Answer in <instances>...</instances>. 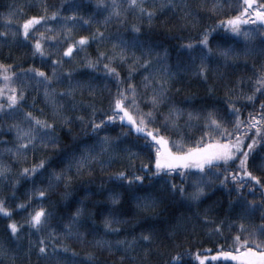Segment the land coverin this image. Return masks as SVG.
I'll list each match as a JSON object with an SVG mask.
<instances>
[{"label": "snow or ice", "instance_id": "snow-or-ice-1", "mask_svg": "<svg viewBox=\"0 0 264 264\" xmlns=\"http://www.w3.org/2000/svg\"><path fill=\"white\" fill-rule=\"evenodd\" d=\"M97 3L106 11L98 22L77 18L75 12L59 18V10L49 12L43 2L37 5L42 11L30 15H25L23 5L10 6L9 19L12 12L20 14L19 28L10 35L30 39L31 54L41 58L42 66L29 64L27 69L14 72L11 64L0 62V79L4 82L0 84V216L7 220L8 234V241L0 242V264L5 260L15 264L17 252L8 244L19 240L25 227L30 237L27 253L30 255L35 249L38 255L46 256L50 245L53 251L70 250L63 238L76 237L83 242L85 233L80 229L85 226L94 235V249L120 252L119 259H128L132 264H150L152 246L160 233L173 236L186 222L183 216L177 217L175 223H169L166 215L155 220L167 208L166 202L179 196L182 202L198 207L218 185L228 190L229 212L235 218L228 219L227 224L224 219H212L215 202L194 215L205 225H211L208 231L213 235L222 236L227 228L231 243L225 237V243L215 245V251L205 249L210 255L197 253L195 259L199 264H264V98L255 103L257 93L264 97V59L253 65L252 76L232 79L221 74L219 84L207 85L211 104L185 108L173 97V93L179 92L180 81L173 86L179 72L207 84L209 73L215 75L214 66L222 63L231 67L242 57L246 59L255 53L249 46L255 31L242 25H264V0H235L234 14H224L213 25L200 26L195 32L192 29L199 19L215 18L223 11L222 0ZM228 6H232L231 2ZM129 11L138 21L146 20L149 25L158 14L166 15L174 21L168 31L174 28L189 32L179 37L187 62L181 64L177 60L170 65L167 48L160 50L136 35L142 31L140 23L131 24L130 39L109 33L107 25L112 20L124 24ZM58 18L59 27L54 28L50 21ZM81 21L104 27L97 26L86 35L73 37L72 32ZM219 28L225 29V34L213 44L210 37ZM8 36V31H0V37ZM240 37L245 42L243 48L236 46ZM229 40L233 42L228 43ZM92 43L97 46L95 56L87 53ZM259 51L264 57V48ZM80 67L103 72L114 82L115 89H108L107 107L95 103L97 85L90 74L74 75ZM33 81L35 90L42 94L44 107L35 105V96L32 104H25V93ZM221 89L223 98L217 102L215 95ZM85 92L93 99L77 98V93L82 97ZM246 108L249 110L245 115ZM193 127L199 129V136L186 137L184 129ZM5 132L12 133L11 141L5 138ZM62 134L68 137L70 149ZM5 154L10 160L5 159ZM11 161L19 165L15 172ZM96 167L101 173L107 172L113 184L102 183L95 193L86 190L84 197L75 201L74 209L57 213L49 199L51 194L62 185L61 199L70 207L68 197L72 195L73 180L92 175ZM173 174H178L183 182H174ZM21 180L29 183L25 199L16 196ZM154 181H159L158 187ZM90 194H103L106 201L92 202L103 205L98 208L102 233L94 227L91 211L85 217L84 200ZM14 210L23 211L24 215L15 219ZM129 219L141 230L121 237V225ZM54 220L58 226L62 224L60 231L53 227ZM32 235L38 238L33 241ZM57 238H61V243H55ZM141 248L143 255L138 261L134 253ZM85 256L88 264H95V251Z\"/></svg>", "mask_w": 264, "mask_h": 264}, {"label": "trees", "instance_id": "trees-1", "mask_svg": "<svg viewBox=\"0 0 264 264\" xmlns=\"http://www.w3.org/2000/svg\"><path fill=\"white\" fill-rule=\"evenodd\" d=\"M46 3L48 6L49 12L54 10H59L60 17H67L71 13L75 12L77 14V18L83 17L85 19H89L93 22L101 21L106 15V11L102 6L98 5L97 0H0V31H8L9 36L7 38L0 37V62L11 64L12 71L18 72L19 69H27L29 64L34 66H42V61L39 56H32V48H31V40H25L22 35L18 34L15 38H13L10 33L12 31H16L19 28L18 19L20 17L19 13L12 12L11 19L8 18L10 12V6L15 8L17 4L23 5L25 7V15L37 14L42 11L41 8L37 7V5L41 3ZM229 2H231V7L228 6ZM222 3L225 4L223 11L218 14L215 18H209L204 16L199 19V23L195 29H192V32H195L199 29L200 26L203 25H213L216 19H220L224 14H234L236 10L235 0H222ZM52 20L50 23L54 28L59 27L58 20ZM125 23L118 24L115 20H112L107 25V31L113 36H122L124 39H130L133 35L131 30L132 23H140L142 27V31L139 34H136L140 40L151 43L153 46L158 47L160 50L167 48L168 50V63L170 65H175L176 61L179 60L181 64L187 62L186 55L184 50L181 49L180 45L182 41L180 40V36H187L189 32H179L176 29H172L168 31V27L170 23H174L170 17L166 15L158 14V18L153 21L151 25L148 24L146 20L138 21L134 14L129 11L126 15ZM104 27V25H99L97 23H89L87 25L83 24L81 21L79 25L73 30V37L78 35H86L95 27ZM243 28L246 26H242ZM249 30L255 31L254 39L249 42V46L255 49V53L253 55L248 56L246 59L241 58L235 62L231 67H227L222 63L219 66H214L213 71L209 73V80L207 84L198 81L197 77L186 75L183 72H179L178 75L174 78L173 86L175 87V81H180L179 84V92L173 93V97L177 104L181 107L185 108H199L204 105L211 104L210 94L207 92V85L217 83L220 81L218 77L223 74L226 78L231 77L235 79L236 77L243 76H252L253 74V65H259L264 59L260 55V49L264 48V25H260L258 23L252 24ZM225 29L219 28L217 32L213 34L210 39L215 44L220 36L225 34ZM228 35H232L229 33ZM232 40H229L228 43H232ZM236 46L238 48H243L245 46V42L242 37L236 39ZM96 44L92 43L90 47L87 48V53L89 55H96ZM84 54L81 53V56ZM82 63V61H81ZM67 66V65H65ZM44 70L46 72L49 69L45 66ZM175 70V69H174ZM90 74L94 79L93 82L97 85V94L95 97V103L98 106L107 107V95L108 89H115V84L109 77H105L103 72H97L93 69H89L87 67H80L77 69V73L79 74ZM136 80L139 81V76H136ZM251 82L248 83L247 89L250 90ZM26 106L32 104V97L35 96V105L38 107H44L43 97L40 92L35 90V82H32V86L25 93ZM258 99L255 101L256 104H259V99L264 98L260 97L259 93H257ZM77 98H83L85 100H91L93 97H90L86 92L81 97L80 93H77ZM223 98V90H219L216 92L215 99L219 102ZM246 103V102H245ZM249 109H244V114H247ZM8 123H11L9 120ZM78 128V125L76 126ZM186 133V137L191 136H199V129L197 127H193L191 129H184ZM112 135H115V130H112ZM5 138L9 141L12 140V133L5 132ZM63 142L68 144V137L62 134ZM81 139L85 137L81 136ZM127 143V140L124 141ZM123 146V145H121ZM69 149L71 145L68 144ZM5 159H9L10 157L5 154ZM147 158L145 157V160ZM13 165V171L15 172L19 165L15 161H11ZM139 163V161H137ZM114 169H109L111 171ZM39 179V178H38ZM174 182H183L181 177L178 174H173ZM106 186H111L113 181L109 179L107 172L101 173L99 167H96V171L92 175H84L76 177L72 184L70 185V189L72 190V195L68 197V201L70 202V207H66L65 202L61 199L60 192L64 191L63 186L61 185L54 193L51 194L49 199L53 202L57 213L60 212H70L76 206L75 201L84 197L85 191L88 190L90 193H95L98 186L101 184ZM155 186H159V181H154ZM29 187V183L27 180H21L20 184L17 185L16 196L19 199H25V189ZM187 188L188 185L185 184ZM5 192H8L7 187L4 188ZM235 196V193H232ZM255 196L258 199L260 193L255 192ZM249 199H252V195H248ZM100 200L106 204L104 200V195H88L85 200V217H87L88 211L93 213V219L95 220L94 227L98 232H103V226L101 223L102 217L98 215V208L103 205H94L92 202ZM213 211L210 214L212 219L220 220L224 219L225 224H227L228 219H234L229 212V192L224 189L222 186H217L213 189L212 192L206 194V197L203 198V203L196 205H189L188 203L182 202L179 196L173 201L166 202L167 208L164 212H161L160 217H156L155 220H159L163 218L165 215L167 216L169 223H175L176 218L179 216H183L185 218V223L181 230L173 235L167 236L164 232L160 233L159 240L156 244L152 246V255L149 257L150 264H199V262L195 259L196 254L207 255L210 254L205 251V249H211L215 251V245L224 244L225 237H228L227 243H231V233L225 228L223 235H213L208 231V228L211 225H205L202 223L195 215L194 212L197 210L202 211L206 206L212 204ZM14 207V204H13ZM162 208L164 205L161 206ZM132 209L130 208L128 215L131 216ZM24 215L23 211L14 210V218L20 219ZM145 214H141L143 217ZM91 223V220L88 221ZM7 220L0 216V242L8 241V234L6 232ZM53 227H56L57 231H60L62 228V224L57 225V221H53ZM85 233L83 237V242L76 237L72 238H63V243L69 246V251H65L63 248L51 250L49 254L46 256L38 255L35 249L32 250L31 254L27 253V248L29 244V234L27 227H25L24 233L21 235L19 240H12L8 246L13 248L17 252V258L15 260V264H88L87 257L85 253L90 251H95L97 260L95 264H132V261L125 259L121 261L119 257L121 256L120 252H112L109 253L107 251H100L94 249L91 246V241L94 239V235L87 231L86 226L80 229ZM141 230L140 225L134 224L131 219L127 221L126 224L121 225V233L120 236L129 235L131 236L133 233H139ZM38 237L36 235H32L31 239L35 241ZM111 239H116V236H110ZM47 243V242H46ZM55 243H61V238H57ZM75 253V255L73 254ZM137 256V260L139 261L143 255V249L141 248L137 253H134ZM175 257V260L172 258ZM4 264H11V261L5 260ZM232 264H236L232 262Z\"/></svg>", "mask_w": 264, "mask_h": 264}, {"label": "rangeland", "instance_id": "rangeland-1", "mask_svg": "<svg viewBox=\"0 0 264 264\" xmlns=\"http://www.w3.org/2000/svg\"><path fill=\"white\" fill-rule=\"evenodd\" d=\"M257 23L260 24L259 22H257ZM251 25H252V24L242 25V26H246V27H244V28L249 30V28L251 27ZM2 83H4V82L2 81V79H0V84H2ZM5 90L7 91V89H5ZM207 255H210V254H207ZM235 263H236V262H235Z\"/></svg>", "mask_w": 264, "mask_h": 264}]
</instances>
